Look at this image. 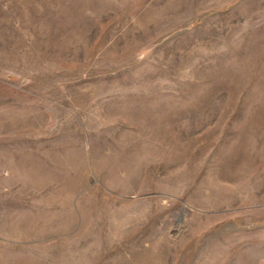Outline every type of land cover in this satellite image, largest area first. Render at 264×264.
I'll return each instance as SVG.
<instances>
[{
  "label": "rangeland",
  "instance_id": "rangeland-1",
  "mask_svg": "<svg viewBox=\"0 0 264 264\" xmlns=\"http://www.w3.org/2000/svg\"><path fill=\"white\" fill-rule=\"evenodd\" d=\"M0 264H264V0H0Z\"/></svg>",
  "mask_w": 264,
  "mask_h": 264
}]
</instances>
